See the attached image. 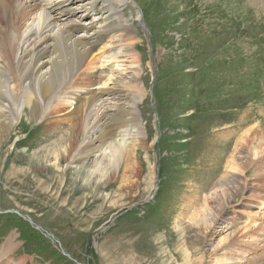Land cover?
<instances>
[{
	"label": "rangeland",
	"instance_id": "374dc122",
	"mask_svg": "<svg viewBox=\"0 0 264 264\" xmlns=\"http://www.w3.org/2000/svg\"><path fill=\"white\" fill-rule=\"evenodd\" d=\"M116 9L126 30L112 35L129 32L125 65L141 90L129 165H113L105 150L97 161L107 176L81 178L67 155L59 179L44 162H23L64 145L69 94L98 88L75 79L113 64L102 56L0 144V256L13 234L18 247L3 254L11 264H264V0H127ZM234 159L244 164L238 172ZM237 176L236 193L227 182L231 205L210 209L221 181Z\"/></svg>",
	"mask_w": 264,
	"mask_h": 264
},
{
	"label": "bare ground",
	"instance_id": "6f19581e",
	"mask_svg": "<svg viewBox=\"0 0 264 264\" xmlns=\"http://www.w3.org/2000/svg\"><path fill=\"white\" fill-rule=\"evenodd\" d=\"M41 1L0 0V144L11 140L10 132L18 121L22 122V116H28L36 123L41 114L51 108L48 97L53 100L60 98L64 94V86L74 82V74L80 68L95 66L103 56L105 62L114 59L113 64L105 70L84 72L75 79L98 88L76 87L68 93L71 95L67 99L72 110L68 119L71 124L67 136L62 135L59 139V143L64 145L54 148L52 143L54 146L51 145L52 149L46 154L33 155L23 162L27 170L35 163L44 162L45 167H51L60 179V162L68 155L70 163L76 164L74 172L78 176L90 178L100 174L102 179L107 175L102 173L97 160H101L105 150H108L110 162L119 167L123 164L125 170L133 149L126 142L130 140L133 143L142 131L135 102L141 94L140 89H135L138 73L125 65V59L129 58V44L125 42L130 38L125 34L129 32L117 37L112 35L120 29L126 30L116 5L125 4L127 0H45L46 5H42ZM118 42L121 45H117ZM110 48H115L117 52L108 55ZM129 75L131 85L127 86L124 79ZM128 95L134 101L129 103ZM14 98L20 99V104L9 109V102ZM110 100L115 102L109 104ZM63 104V101L57 104L56 112L64 111ZM108 119L112 122L109 130ZM91 155H95L96 161L89 166L88 157ZM234 160L231 161V168L238 172L244 164ZM238 179L237 176L221 181L220 197L211 195L214 208L210 209L221 213L231 205L233 196L229 192H237L238 187L234 184L238 183ZM99 185L96 191H99ZM249 203L247 201L242 206L249 208ZM215 217H212V222L217 221ZM221 221L224 220L221 218ZM231 232L235 234L236 231ZM198 233L205 235L202 231ZM202 240L200 238V242ZM1 244L3 253L0 257L9 255L18 247L13 234ZM3 258V264H11L10 258ZM23 262L21 258L17 264ZM221 262L226 263V259H221Z\"/></svg>",
	"mask_w": 264,
	"mask_h": 264
}]
</instances>
